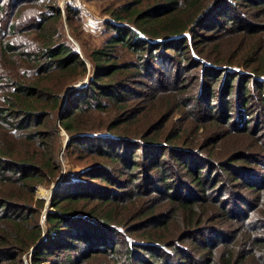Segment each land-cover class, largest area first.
<instances>
[{"label": "trees", "instance_id": "1", "mask_svg": "<svg viewBox=\"0 0 264 264\" xmlns=\"http://www.w3.org/2000/svg\"><path fill=\"white\" fill-rule=\"evenodd\" d=\"M37 2L0 0V22ZM106 12L112 34L89 66L52 29L56 7L34 16L30 50L0 29V264H264V175L242 170L264 155V135L247 128L253 111L229 108L243 100L264 115V0H126ZM206 97L217 106L203 110ZM61 131L64 149L101 161L63 176L43 226L36 190L61 175ZM241 134L254 143L232 141ZM219 179L247 212L213 198Z\"/></svg>", "mask_w": 264, "mask_h": 264}, {"label": "rangeland", "instance_id": "2", "mask_svg": "<svg viewBox=\"0 0 264 264\" xmlns=\"http://www.w3.org/2000/svg\"><path fill=\"white\" fill-rule=\"evenodd\" d=\"M125 1L126 0H79V6L77 8L75 6H71L70 3H68L66 0H38L36 8L27 7V5L24 6L25 9L23 8L24 10H22L21 16L17 18L10 17L11 21L10 18H8L7 20L2 18V20L4 21L0 22V29L2 30L3 33H5L2 34L3 38L12 42L15 46L18 47V49L30 50L32 48V44L35 43L34 39H35V35L37 34L34 33V30L29 28L32 26L30 24L32 23V20H34V16L40 14L42 11L44 12L50 11V9H52L53 7L55 9L56 7L60 11V17L58 18L57 23L52 26V29H55L62 36L64 41L66 40L67 42L72 44V47L78 52L82 60H85V62L89 66L86 56L89 54L91 50H93V48L99 47L112 34L111 31H107L105 29V21L107 20L110 21L108 19L106 8L112 5H115L116 7L118 4H122ZM68 8H70L69 11L66 10ZM7 13L8 14L11 13L8 8H7ZM3 15L4 14L2 12L1 16ZM12 22H15L17 28L10 31L9 26ZM19 69H22V67H19ZM240 71L243 72V70L241 69ZM171 74L172 73L170 72H166L164 76L165 77L169 75L171 76ZM86 79H87L86 77L80 79L77 82V84L85 83ZM155 79H157V77H154L152 80ZM213 90H215L216 93L218 92V97H219L220 89H218V87L215 86ZM220 96L223 95L220 94ZM219 99L221 98L219 97ZM218 100L213 98L211 101H209L208 98L206 97L204 100L205 103L204 105L201 106V108L203 110L206 109L208 111L211 106L212 107L217 106ZM242 102L243 100H237V103L233 101L230 103L229 108H235V111L236 110L242 111L243 108H247L248 110L250 109L249 111H253L252 113L253 115L248 117L249 123L247 128L251 132H256L257 135H264V115L262 114L263 112L260 111V109H253L254 107L251 104H248L247 107H243ZM224 103H227V101H225ZM243 119L245 118L243 117ZM87 125L89 129L96 128L100 130V132H98L99 136L104 133L103 129H105V125L96 118L90 119ZM86 134L90 135V133H86ZM60 136H61V148L58 151V161L61 166V175L57 180L58 184L62 181L64 175L66 174L75 175L83 171L84 168H86L83 167L81 169L77 165V163L79 165L86 164L85 166H89L94 162L101 161L99 157H82L79 151L74 150L72 148L69 150L64 149V143L68 141L69 138L63 131L60 132ZM238 139L242 141L252 140L253 142V139H250L249 137L244 136L243 134L234 137L232 141H236ZM133 151H135L137 154L141 153V149L137 150L134 147H133ZM65 152L67 153L68 156H65ZM254 163H255V167L253 170H251L253 167L249 164L243 165L242 170L245 173L251 172L256 175H264V155L261 157V159L259 158L255 159ZM244 168L250 170L247 171ZM231 171L233 170L229 169V173H231ZM169 175L171 176V173ZM147 177L149 179L148 180L149 186L151 187L157 186L158 188L159 187L158 185L161 184L160 182L161 177L159 179L156 173L153 175L150 174ZM212 177L216 178L215 176ZM245 179H246V175L244 173H241L240 180L242 182H245ZM57 182L50 184L48 187L40 186L36 190V198L44 200L43 217L41 216V222L43 226H44L45 212L52 210L50 208L49 203L52 195L55 193L57 189V187L54 188ZM220 182L221 181L219 179L218 185L211 191V193L215 195L213 196V198L219 200L220 204L226 206L227 209L229 208L232 211H236V212H242V211L247 212L249 210L251 203H249L248 201L246 202L244 199L241 198V200L245 202V204L240 205V201L238 200L235 201V199H229V193H227L228 189L224 191H219V187H221L222 184ZM261 182H263V179L257 177L254 184L259 185L261 184ZM96 183L101 187L105 186V184L101 182H96ZM228 187H230V185H228ZM41 189L43 190L42 195L39 194ZM245 192L249 194L248 200H251L256 195V193H254L253 191H247V190L241 191V194L245 195ZM205 231L206 230L201 231L202 233L199 234L200 235L199 237L201 238L200 240H202L203 238L205 243H208L207 241H212L210 244L216 243L214 242V239L218 236L216 234L205 233ZM209 236L212 239H210ZM181 258L182 256L176 258L175 260H182ZM183 261H186V259H183ZM176 264H181V263L178 262Z\"/></svg>", "mask_w": 264, "mask_h": 264}, {"label": "built area", "instance_id": "3", "mask_svg": "<svg viewBox=\"0 0 264 264\" xmlns=\"http://www.w3.org/2000/svg\"><path fill=\"white\" fill-rule=\"evenodd\" d=\"M66 1L70 3L71 6H75L77 8L79 6V0H66ZM260 79L264 81V76H261Z\"/></svg>", "mask_w": 264, "mask_h": 264}, {"label": "bare ground", "instance_id": "4", "mask_svg": "<svg viewBox=\"0 0 264 264\" xmlns=\"http://www.w3.org/2000/svg\"><path fill=\"white\" fill-rule=\"evenodd\" d=\"M42 192H43V190L41 189L39 194L42 195Z\"/></svg>", "mask_w": 264, "mask_h": 264}, {"label": "water", "instance_id": "5", "mask_svg": "<svg viewBox=\"0 0 264 264\" xmlns=\"http://www.w3.org/2000/svg\"><path fill=\"white\" fill-rule=\"evenodd\" d=\"M57 185H58V182L56 183V185L54 186V188H56V187H57Z\"/></svg>", "mask_w": 264, "mask_h": 264}]
</instances>
